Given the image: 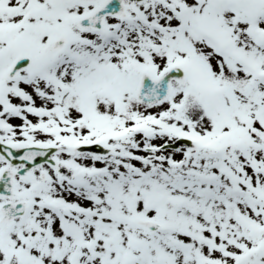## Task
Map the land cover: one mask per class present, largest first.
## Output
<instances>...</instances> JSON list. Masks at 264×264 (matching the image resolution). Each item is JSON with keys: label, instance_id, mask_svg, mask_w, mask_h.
Returning <instances> with one entry per match:
<instances>
[{"label": "snow or ice", "instance_id": "1", "mask_svg": "<svg viewBox=\"0 0 264 264\" xmlns=\"http://www.w3.org/2000/svg\"><path fill=\"white\" fill-rule=\"evenodd\" d=\"M0 264H264V0H0Z\"/></svg>", "mask_w": 264, "mask_h": 264}]
</instances>
